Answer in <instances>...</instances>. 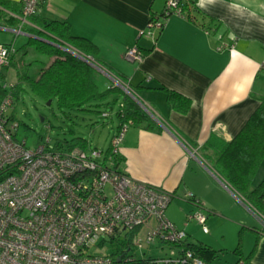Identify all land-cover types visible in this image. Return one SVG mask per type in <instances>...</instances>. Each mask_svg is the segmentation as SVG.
<instances>
[{"label": "crops", "instance_id": "1", "mask_svg": "<svg viewBox=\"0 0 264 264\" xmlns=\"http://www.w3.org/2000/svg\"><path fill=\"white\" fill-rule=\"evenodd\" d=\"M165 3L41 0L37 13L68 21L72 34L95 43L97 53L87 56L122 83L158 125L154 131L130 123L119 145L120 168L136 180L172 193L171 202L177 199L189 211L196 209L186 196L192 193L206 220L219 215L239 228L258 220L261 225L253 226L255 231L241 233L242 257L235 255L243 264H264V232L260 231L264 218L250 210L205 158L212 152L211 141H229L239 132L264 94V0H203L202 6L196 0L183 14L172 13L162 24L152 23ZM0 29L14 34L12 28ZM133 46L145 53L138 62L124 58L125 50ZM112 85L135 100L115 82ZM165 89L189 98V107L183 112L170 108ZM262 179L264 157L252 184ZM249 213L255 222L241 216Z\"/></svg>", "mask_w": 264, "mask_h": 264}, {"label": "built area", "instance_id": "2", "mask_svg": "<svg viewBox=\"0 0 264 264\" xmlns=\"http://www.w3.org/2000/svg\"><path fill=\"white\" fill-rule=\"evenodd\" d=\"M180 1L166 0L165 13L181 14ZM37 5L38 0H22V22ZM13 49L12 44H0V66L8 64ZM143 56L137 46L124 52L130 62ZM261 68L264 71V59ZM4 86L11 90L13 84ZM13 104L10 93L0 102V264H113L110 254L91 249L108 248L110 237L125 238L150 219L156 222L154 231L143 237L135 232L131 247L140 250L158 238L170 244L169 255L143 257L136 263L133 255L124 253L116 264H206L184 249L187 234L165 216L172 193L132 178L116 164L130 120L117 127L108 154L78 147L56 149L50 137L28 147L15 138L18 121L11 117ZM186 196L196 206L189 218L206 232V216L198 201L192 193ZM243 263L240 259L234 264Z\"/></svg>", "mask_w": 264, "mask_h": 264}, {"label": "trees", "instance_id": "3", "mask_svg": "<svg viewBox=\"0 0 264 264\" xmlns=\"http://www.w3.org/2000/svg\"><path fill=\"white\" fill-rule=\"evenodd\" d=\"M196 0H181V14L186 6L193 5ZM41 0H38V5ZM37 5V7H38ZM22 12V0H0V26L12 29L19 28L20 31L27 32L29 35L26 41L14 47L8 57V64L2 67H13L15 69L17 81L13 83L11 90L3 84L0 85V102L6 93H10L14 102L18 100L21 91V84H26L31 93L43 101L44 105H51L56 102L57 107L65 114L69 110L97 111L102 104L109 105L107 101L112 95H121V105L116 110L118 126L128 120L131 123L140 125L146 129L158 131V125L144 111L140 105L129 95L125 94L117 86H109L101 90L94 78L95 70L89 64L77 56L67 52L59 45H70L85 55L94 56L97 53V46L90 39L84 36L71 33L70 24L66 20L51 19L41 17L34 13L26 17V22H22L20 15ZM167 17L165 8L157 16V20L162 24ZM153 22V18L150 20ZM28 24H33L31 28ZM3 33L7 31L1 30ZM1 38L0 44L10 45L15 36ZM30 50L46 55L49 59L47 63L36 74H29L28 66L30 61L25 62L24 56ZM143 54H145L142 51ZM0 75L3 74L0 72ZM166 102L172 109L185 111L190 104L189 98L172 89H165ZM116 98V97H115ZM115 98L111 102H114ZM49 101V104L47 102ZM14 109V107H13ZM103 115V112H101ZM104 116V115H103ZM11 117L15 118V110L11 112ZM43 120V118H42ZM18 121V126L23 124ZM117 126V127H118ZM213 141H216L213 144ZM208 144L209 154L206 153V160L224 179V181L256 211L260 217L264 218V179L258 184L253 185L252 179L256 170L264 157V94L259 97V104L249 116L239 132L229 141L213 140ZM56 149H70L78 147L83 150L87 147V140L81 136H72L69 139L63 138L54 142ZM109 146L104 151L108 154ZM122 156L118 153L115 156L116 164H120ZM192 200H190L191 202ZM135 228L126 233L125 238L117 239L115 236L107 240L109 253L112 256L113 264L121 254L130 255L131 237L138 231ZM245 229L256 230V227L242 225L238 231V240L233 248V253L242 257L241 253V233ZM260 231L264 232V228ZM184 249L190 250L193 257H196L206 264H214V259L218 256L216 250L201 241H188L183 243ZM253 250V249H252ZM133 255V254H131ZM134 256V255H133ZM153 257H147V259ZM143 257L134 256L136 263L143 261ZM239 258L236 260H240Z\"/></svg>", "mask_w": 264, "mask_h": 264}, {"label": "rangeland", "instance_id": "4", "mask_svg": "<svg viewBox=\"0 0 264 264\" xmlns=\"http://www.w3.org/2000/svg\"><path fill=\"white\" fill-rule=\"evenodd\" d=\"M12 37L13 33H3V31H0V39L8 38V40H10ZM25 41V36L17 34L12 45L16 48ZM48 59L46 55H40L30 50L28 54L24 56L25 62L30 61L31 63L28 66L29 74H36L40 68L47 63ZM94 70V78L101 90L108 88L114 83L111 78L101 71L95 68ZM0 72L3 74V76L0 75V85L9 86L17 81L15 69L13 67L4 68L0 66ZM21 88L18 100L13 104L15 118L23 123L20 124L16 130L15 138L18 141L24 140L26 146L33 147L46 137H50L51 141L54 143L63 138L69 139L72 136H81L87 140L86 152H90L94 149L104 152L109 146L113 130L118 122L116 110L119 101L122 99L121 95L115 94L107 98L110 104L100 105L98 107V112L69 110L64 114L63 111L57 107L55 101H53L50 106L44 105L42 100L31 93L26 84H21ZM115 97L117 100L111 102ZM101 112L107 114L103 116ZM177 201V199H173L167 206L165 209V216L167 218L169 216L173 218L171 220L169 217L178 229L188 234V240H200L210 244L216 249H221L218 252V256L213 261L214 264H234L237 260V256L233 254V248L237 244L239 227L229 219H225L219 215L215 217L209 216L204 223L206 228V232H204L202 230V225L188 216L190 213L195 212L196 209L189 211L183 204ZM250 210L253 211L251 207ZM201 213L206 216L204 212ZM238 213L240 215L241 212ZM241 216L246 218V222H255L253 220L255 219L254 216L250 213L247 215L241 214ZM253 224L252 226L257 227L261 225L258 220ZM155 227L156 222L150 219L138 229L136 232L137 236L143 237L147 232H153ZM246 235L249 237V240H251L250 234ZM247 242L250 241L247 240ZM171 249L169 243L161 242L158 238H155L151 245H145L140 250L137 247H133L129 253L136 257H161L169 255ZM91 250L96 253H109V248L105 249V247H101V249L92 248Z\"/></svg>", "mask_w": 264, "mask_h": 264}, {"label": "water", "instance_id": "5", "mask_svg": "<svg viewBox=\"0 0 264 264\" xmlns=\"http://www.w3.org/2000/svg\"><path fill=\"white\" fill-rule=\"evenodd\" d=\"M59 47H61L62 49L66 50L67 52L77 56L78 58L82 59L83 61H85L87 64H89L91 67L101 71L102 73H105L107 75H109L106 71H103L95 62L94 60L87 56V55H84L82 54L81 52H79L78 50H76L75 48H73L72 46L70 45H59V44H56V43H53ZM109 77L118 85L120 86L122 89H124V91H127L128 93L129 90L123 86L122 83H120L116 78L112 77L111 75H109ZM130 95L142 106V108H144L145 110L147 109L133 94L130 93ZM47 104H49V101L47 102ZM147 111V110H146ZM148 112V111H147Z\"/></svg>", "mask_w": 264, "mask_h": 264}, {"label": "clouds", "instance_id": "6", "mask_svg": "<svg viewBox=\"0 0 264 264\" xmlns=\"http://www.w3.org/2000/svg\"><path fill=\"white\" fill-rule=\"evenodd\" d=\"M209 3L214 2V0H208ZM203 5V0H201V6Z\"/></svg>", "mask_w": 264, "mask_h": 264}]
</instances>
